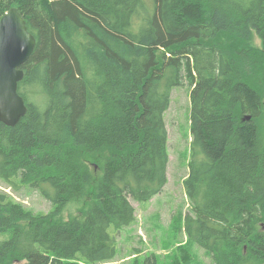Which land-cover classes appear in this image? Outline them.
<instances>
[{
	"label": "trees",
	"instance_id": "16d2710c",
	"mask_svg": "<svg viewBox=\"0 0 264 264\" xmlns=\"http://www.w3.org/2000/svg\"><path fill=\"white\" fill-rule=\"evenodd\" d=\"M11 8L35 47L18 83L28 111L0 123V182L52 212L0 192V264L111 262L110 228L167 183L164 114L184 82V233L214 264H264V0H0V18ZM70 204L84 211L61 222Z\"/></svg>",
	"mask_w": 264,
	"mask_h": 264
},
{
	"label": "rangeland",
	"instance_id": "374dc122",
	"mask_svg": "<svg viewBox=\"0 0 264 264\" xmlns=\"http://www.w3.org/2000/svg\"><path fill=\"white\" fill-rule=\"evenodd\" d=\"M35 89L30 86L22 89L31 96L29 101L32 104H38L37 98L31 95ZM190 91L186 82L182 87L173 89L171 103L164 114L168 152L167 183L162 192L149 202L131 201L136 218L131 226L118 232L110 228L109 232L116 241V256L106 264H132L136 257L141 262L152 255L158 258L159 264H214L209 253L188 241L183 229V219L192 208L184 188L190 161ZM0 192L8 194L34 214L47 215L52 212L50 203L26 186L11 190L0 182ZM84 208V204L67 205L57 219L68 222L80 218ZM6 237L0 234V239Z\"/></svg>",
	"mask_w": 264,
	"mask_h": 264
},
{
	"label": "water",
	"instance_id": "95a60500",
	"mask_svg": "<svg viewBox=\"0 0 264 264\" xmlns=\"http://www.w3.org/2000/svg\"><path fill=\"white\" fill-rule=\"evenodd\" d=\"M34 47L35 38L20 13L9 9L0 18V123L7 127H14L28 111L17 89L24 77L20 67Z\"/></svg>",
	"mask_w": 264,
	"mask_h": 264
}]
</instances>
